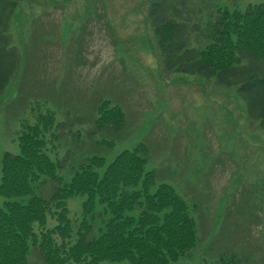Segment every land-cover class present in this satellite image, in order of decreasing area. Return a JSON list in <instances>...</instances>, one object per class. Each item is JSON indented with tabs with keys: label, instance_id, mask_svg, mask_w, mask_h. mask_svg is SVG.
Returning a JSON list of instances; mask_svg holds the SVG:
<instances>
[{
	"label": "rangeland",
	"instance_id": "374dc122",
	"mask_svg": "<svg viewBox=\"0 0 264 264\" xmlns=\"http://www.w3.org/2000/svg\"><path fill=\"white\" fill-rule=\"evenodd\" d=\"M16 1L8 35L20 61L0 95V177L4 153L20 152L22 124L48 110L63 133L46 152L67 176L95 153L106 158L97 168L102 175L118 153L146 141L147 170L176 188L199 224L197 247L171 264H213L229 252L264 264V131L249 117L238 84L164 70L149 0ZM261 1L189 0L202 21L217 6ZM103 99L124 107L123 131L96 126ZM101 139L114 140L113 147ZM8 199L21 198L0 195V206ZM82 200H69L74 220Z\"/></svg>",
	"mask_w": 264,
	"mask_h": 264
},
{
	"label": "trees",
	"instance_id": "16d2710c",
	"mask_svg": "<svg viewBox=\"0 0 264 264\" xmlns=\"http://www.w3.org/2000/svg\"><path fill=\"white\" fill-rule=\"evenodd\" d=\"M1 4L6 6L0 17V95L20 61L8 35L17 1ZM195 14L189 0H149L164 70L238 84L249 117L264 131V2L245 9L217 6L205 21ZM98 106L97 127L124 130L122 105L103 99ZM62 128L53 111L41 112L35 123L22 124L20 152L3 155L0 195L21 199L0 206V264H171L197 247L198 221L176 188L158 183L156 169L147 170L146 141L118 153L102 175L97 168L106 158L95 153L67 176L59 172L64 163L46 152L49 142L60 140ZM113 141L99 140L109 148ZM76 197L83 200L74 220L68 203ZM49 219L54 224L48 226ZM242 258L222 253L213 264H245Z\"/></svg>",
	"mask_w": 264,
	"mask_h": 264
}]
</instances>
